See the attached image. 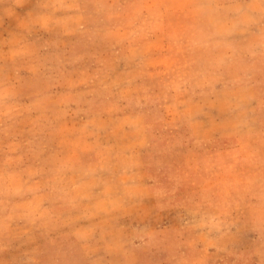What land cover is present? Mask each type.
Here are the masks:
<instances>
[{
	"label": "rangeland",
	"instance_id": "374dc122",
	"mask_svg": "<svg viewBox=\"0 0 264 264\" xmlns=\"http://www.w3.org/2000/svg\"><path fill=\"white\" fill-rule=\"evenodd\" d=\"M231 1L0 0V264H264Z\"/></svg>",
	"mask_w": 264,
	"mask_h": 264
},
{
	"label": "crops",
	"instance_id": "0c3cea01",
	"mask_svg": "<svg viewBox=\"0 0 264 264\" xmlns=\"http://www.w3.org/2000/svg\"><path fill=\"white\" fill-rule=\"evenodd\" d=\"M227 5L237 6L239 9L236 17L239 19L244 17L250 22L243 28L241 41V50L248 56L249 64H264V0H235ZM262 83L264 84L262 79H253L251 89L262 90L260 87L257 88L258 84ZM139 160L140 155L137 157L138 162Z\"/></svg>",
	"mask_w": 264,
	"mask_h": 264
}]
</instances>
